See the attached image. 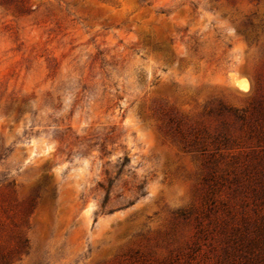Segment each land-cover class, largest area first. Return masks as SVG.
<instances>
[{
    "label": "rangeland",
    "instance_id": "374dc122",
    "mask_svg": "<svg viewBox=\"0 0 264 264\" xmlns=\"http://www.w3.org/2000/svg\"><path fill=\"white\" fill-rule=\"evenodd\" d=\"M263 97L264 0H0V247L28 240L11 264H234L227 235L264 229L260 149L238 123L211 159L171 117L214 134L209 110Z\"/></svg>",
    "mask_w": 264,
    "mask_h": 264
},
{
    "label": "trees",
    "instance_id": "16d2710c",
    "mask_svg": "<svg viewBox=\"0 0 264 264\" xmlns=\"http://www.w3.org/2000/svg\"><path fill=\"white\" fill-rule=\"evenodd\" d=\"M216 117L218 127L214 134H210L206 129L201 133L197 130L184 131L182 129V121L171 117V129L175 138L184 146L199 148L202 152H206L208 147H213L210 158H214L221 150L228 151L239 148L243 143L244 136L236 135L232 129L235 124L240 123L242 128L249 127V133L245 136L246 141H256L257 148L260 149L259 154L254 158L258 162L255 169L257 176V185L254 186L253 193L264 206V97L259 103L252 108V111H239L230 107L219 106L215 111L209 110L208 116ZM232 119L234 127L227 122ZM173 126V127H172ZM233 127V128H232ZM196 131V132H195ZM207 143V144H206ZM130 163L128 157L118 160V164L122 170ZM119 173V174H120ZM108 174V173H107ZM98 186L106 191L105 203L108 202L110 194L109 188H105L102 184ZM252 186V187H253ZM144 186H137L134 193L140 197L145 196ZM228 242L224 251L225 260H231L234 264H264V229L263 230H233L227 235ZM28 240L26 238L17 237V242L13 247H0V264H11V258L19 250L27 252Z\"/></svg>",
    "mask_w": 264,
    "mask_h": 264
},
{
    "label": "bare ground",
    "instance_id": "6f19581e",
    "mask_svg": "<svg viewBox=\"0 0 264 264\" xmlns=\"http://www.w3.org/2000/svg\"><path fill=\"white\" fill-rule=\"evenodd\" d=\"M237 86L243 93H247L249 91L248 85L245 82L238 81Z\"/></svg>",
    "mask_w": 264,
    "mask_h": 264
}]
</instances>
